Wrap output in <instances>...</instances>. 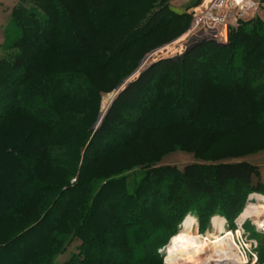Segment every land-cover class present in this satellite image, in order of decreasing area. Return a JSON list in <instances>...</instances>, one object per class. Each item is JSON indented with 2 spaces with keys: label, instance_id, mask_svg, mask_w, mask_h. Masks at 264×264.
I'll list each match as a JSON object with an SVG mask.
<instances>
[{
  "label": "trees",
  "instance_id": "1",
  "mask_svg": "<svg viewBox=\"0 0 264 264\" xmlns=\"http://www.w3.org/2000/svg\"><path fill=\"white\" fill-rule=\"evenodd\" d=\"M133 1L18 0L11 10L5 27L6 33L13 28L7 33L11 43L0 55V223L10 224L3 230L6 234L0 230L3 264H56L75 240V251L59 264H162L159 249L165 245L167 233L161 229L176 218L174 206L194 204L197 208L203 203L204 208H199L203 218L215 206L233 215V202L240 201L242 187L259 191L251 181L259 167L247 160L194 162L182 169L170 164L143 165L133 191L124 175L99 182L89 173L93 164L128 144L134 131L164 121L174 108L179 111V121L197 125L196 115L217 116L229 108L225 101L232 99L235 109L228 111L238 115L233 126L250 121L264 124L263 114H257L258 107H264V22L259 18L239 21L236 29L229 30L226 43L203 37L179 60H156L119 89L97 126L98 88L73 73L69 81L75 82L76 77L77 81L67 93L65 80L46 72L44 55L26 63L29 41L41 42L40 55L53 49L69 50L75 41L65 36L59 24L64 16L69 25L79 26L83 20L81 4L95 10L93 28L102 32L110 16L124 11ZM167 1L159 0L144 23L119 35L113 44L92 48L80 34L77 47L99 67H106L130 41L152 28L189 19ZM216 64L226 65L230 84L219 80L224 67ZM188 73L196 76L193 82L200 91L193 90L197 101L185 111L187 102L178 96L182 88L179 78ZM214 88L221 92L212 102L225 103L224 108L205 106L207 101H202L207 89ZM54 91L58 93L56 100L50 102ZM77 92L88 100L89 107L86 113L73 115L69 127L59 117L66 110L61 101ZM88 114L92 118L87 122L84 118ZM124 121V127L118 125ZM62 126L67 130L59 139ZM203 130L210 136L215 134L211 124L203 125ZM18 143L23 144L22 150L16 149ZM70 176L73 179L68 181ZM99 217L101 224L97 223ZM35 234V242L26 244ZM159 235L165 236L161 242L156 239ZM9 250L15 257L5 259Z\"/></svg>",
  "mask_w": 264,
  "mask_h": 264
},
{
  "label": "rangeland",
  "instance_id": "2",
  "mask_svg": "<svg viewBox=\"0 0 264 264\" xmlns=\"http://www.w3.org/2000/svg\"><path fill=\"white\" fill-rule=\"evenodd\" d=\"M158 1L159 0H134L124 11L115 12L112 16H110L107 26L102 32L96 31L93 28L94 25L91 21V17L94 16L93 14L95 13V10L91 9L89 6L81 4L79 11L83 20L79 26L72 27L67 23L64 16L63 21L59 24L60 29L65 32V36L67 38L71 37V39L75 41L72 43L70 48H68L69 50L63 48L58 50L53 49L45 51L43 52L44 54L40 55L38 48L41 47V42L29 41L31 47L27 48L29 58L26 63L29 65L31 58L36 56L41 57L44 55L45 65L48 70L46 72L49 75H55V77L64 79L66 85L68 84L69 86V89L66 90L67 93H71L73 91L75 86L74 84L77 81V77L74 80L75 82L69 81L71 80L70 77L73 73L79 77L83 76L86 82L92 83L96 88H98L101 97L99 101L97 116L98 121L96 123L97 126L119 89L138 73L150 67V65L156 60L162 58L179 60L183 53L192 44L205 37L202 35L205 33L208 34L206 36L207 38L213 39H217L219 35L225 33V43L228 41L229 30H221L219 26L208 31L199 29L193 31L192 33L189 32L191 25L194 23V19L198 15L193 17L192 12H188L187 9L180 10L179 8H175L170 3V0H168L167 3L172 9H176L179 13H187L189 19L183 23L159 25L158 27L152 28L146 35L130 41L116 57L114 56L112 58L111 62L106 67H99L97 63L91 60V58L87 55L83 54L77 47L78 42H76V39L80 34L85 35L88 44H90L92 48H102L113 44V40H115L119 35L122 36V34H126L129 29L144 23L148 15L151 14L154 8L159 5ZM17 3L18 0L15 1L14 6ZM10 17L11 15H9L8 19ZM84 28H86V30ZM5 30V28L2 29L3 39L0 40V46H3V48H0V55H4L7 52L5 46L8 43H11L7 33L13 31V28H10L9 31L7 29V33ZM4 36L7 37L5 38ZM216 66L220 68L224 67L223 70L221 69L220 71L219 80H221L224 84H230L231 77L228 73L226 65L224 64L223 66H219L216 64ZM193 76L196 78L194 74L188 73L185 75L183 74L179 78V80H181L182 88L181 93L178 92V96L180 95V99H185L187 102L184 106L185 111L191 109L197 101V96L193 93V90H197L198 92L200 91V89L194 85ZM207 91L208 92L202 96V101H207L205 106L209 104L212 107L215 105L223 107L227 102L230 110L233 109L234 104L232 99H218L227 100L223 103V105H218L217 101L212 102V99L219 97L218 93L221 92V90L214 88L213 90L207 89ZM57 94V91L50 94V102L56 100L55 98L57 97ZM82 97L84 96L77 92L75 96L61 101V105L66 108V110H64L59 117H62L69 127V124H73V115H78L84 112L86 113V110L89 107L87 104L88 100L86 98L85 100ZM258 108L260 111H258L257 114L261 112L264 119V107L259 106ZM228 109L224 108V112L217 116L212 115L211 117L205 116L206 118H201L200 115H196L199 117V122H204L203 125L211 124L214 126L213 132L215 131V134L210 136L208 132H204L203 125H201L202 123H199L198 121L197 125H190L186 121H179V111L177 108H174L170 111L171 113L164 121H157L149 128H139L134 131L128 144L115 149L112 152L110 150L111 154L108 158L93 164L89 173L91 176L97 177L99 182L113 181V179H117L124 175L127 177L126 179L129 181L128 183H130L129 189L133 191L136 185V179L143 171V165L170 164L182 169L186 164L194 162L216 163L220 161L234 162L237 160H247L259 167L258 174L253 175L251 180L253 185L259 186V191L250 192L246 188L242 187L241 190H239L238 196L240 201L236 202V200H234L233 202V215L226 214L223 211H218L217 206H215L212 210H210V212H208V216L203 218V216L199 214V208H204L203 203L200 204V206H197L198 209L194 204H183L182 207L177 208L174 206L173 208L175 209L173 213H176V218L170 222L166 228L161 229V232H166L167 236H163L165 237L163 238L159 235L156 239H160L161 242L163 238L164 244L166 245L174 232L183 230V223L189 216L193 217L195 220L193 230L198 232L200 235H205L208 232L215 231L212 221L215 216L224 218L225 228L231 229L234 232V230L238 228L236 225V219L249 203L255 205L258 203L260 206L263 205V201L261 199H257L253 195L264 198V124L259 125L254 121H250V123L245 126L237 124V126H233V121H235V117L238 115L230 113ZM91 118L92 114H88L85 116L84 121L88 122ZM252 118L255 119L256 117L254 116ZM18 124L20 123H17L16 125ZM124 124L125 121L119 123L118 125L124 127ZM22 126L24 125L22 124ZM118 129L122 130L120 128H117V130ZM66 130L67 128L62 126L58 133L59 139L65 136L64 132ZM68 131L71 133L70 130ZM121 136L123 137V135ZM123 138L125 139V137ZM16 149L18 151L22 150L23 144L18 143L16 145ZM52 174V176L56 177L54 172H52ZM70 179H73L72 176L69 177L68 181ZM111 184L114 185L115 183ZM155 201L159 200L155 199ZM165 208L168 210V208L170 209V206H165ZM101 221L103 220L99 217L97 223L101 224ZM8 226H10V224L0 223V230L3 232L2 235L6 234V231L3 230H5ZM241 227L247 240L252 241V243L254 242L256 244V252L258 251V254H256V261L253 262L248 259L245 264H264V232L250 219H247ZM36 238V234L31 235L26 240V244L35 242ZM239 241L242 240L239 239ZM77 244L78 240L71 242V244L67 246L66 252L57 258L56 264L62 262L72 251H75ZM2 252L3 251L0 250V253ZM159 252L161 255L163 254L162 264H165L163 248H160ZM211 253L212 251L209 247L203 246L200 249L198 260L193 262L189 261L187 264H198L203 256ZM5 254L7 257H5V259L15 257L13 250L6 251ZM4 262L5 261L0 258V264H3ZM231 263L223 261L221 264ZM210 264L215 263L211 262Z\"/></svg>",
  "mask_w": 264,
  "mask_h": 264
},
{
  "label": "bare ground",
  "instance_id": "3",
  "mask_svg": "<svg viewBox=\"0 0 264 264\" xmlns=\"http://www.w3.org/2000/svg\"><path fill=\"white\" fill-rule=\"evenodd\" d=\"M253 196L261 199L263 205L249 203L236 219V225L239 228L247 219H250L264 232V198L257 195ZM212 221L215 231L200 235L193 230L194 218L187 217L183 223V230L172 235L170 241L163 248L165 264H187L189 261L198 260L200 249L203 246L209 247L212 253L203 256L198 264H210L211 262L221 264L223 261L245 264L246 257L241 258L239 256L232 238L234 232L225 228L224 218L215 216ZM254 261H256V256Z\"/></svg>",
  "mask_w": 264,
  "mask_h": 264
},
{
  "label": "built area",
  "instance_id": "4",
  "mask_svg": "<svg viewBox=\"0 0 264 264\" xmlns=\"http://www.w3.org/2000/svg\"><path fill=\"white\" fill-rule=\"evenodd\" d=\"M247 4H249V0H212L210 6L194 19V23L191 25L189 32L192 33L199 29L208 31L218 26L224 31L236 29L239 21L245 17V5ZM250 4L256 6L255 3ZM224 34L219 35L217 38L219 43H225ZM232 238L239 256L241 258L246 257L247 261L248 259L253 261L257 254L255 249L256 244L247 240L241 226L234 230ZM239 239L242 241H239Z\"/></svg>",
  "mask_w": 264,
  "mask_h": 264
},
{
  "label": "crops",
  "instance_id": "5",
  "mask_svg": "<svg viewBox=\"0 0 264 264\" xmlns=\"http://www.w3.org/2000/svg\"><path fill=\"white\" fill-rule=\"evenodd\" d=\"M15 1L16 0H0V40L3 39L2 29H4L8 23V17ZM210 2L211 0H170V3L175 8H179L180 10L187 9L188 12H192L193 17L199 15L203 10L208 8ZM250 3H255L256 6H252ZM245 7V17L242 19L243 21L259 18L264 22V0H249V4L245 5ZM207 35L208 34L205 33L204 36Z\"/></svg>",
  "mask_w": 264,
  "mask_h": 264
},
{
  "label": "water",
  "instance_id": "6",
  "mask_svg": "<svg viewBox=\"0 0 264 264\" xmlns=\"http://www.w3.org/2000/svg\"><path fill=\"white\" fill-rule=\"evenodd\" d=\"M170 241V240H169Z\"/></svg>",
  "mask_w": 264,
  "mask_h": 264
}]
</instances>
